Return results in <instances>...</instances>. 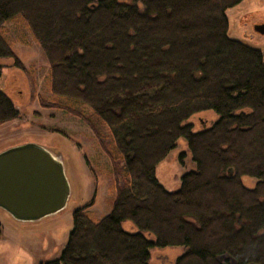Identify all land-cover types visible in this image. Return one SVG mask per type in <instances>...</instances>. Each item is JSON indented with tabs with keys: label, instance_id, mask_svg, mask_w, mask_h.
<instances>
[{
	"label": "trees",
	"instance_id": "trees-1",
	"mask_svg": "<svg viewBox=\"0 0 264 264\" xmlns=\"http://www.w3.org/2000/svg\"><path fill=\"white\" fill-rule=\"evenodd\" d=\"M242 1L0 0V59L18 65L4 24L21 16L49 64L50 106L83 119L112 166L109 213L73 210L44 264H148L152 247L185 248L174 264H264V63L228 38L225 15ZM204 111L217 120L192 132ZM18 117L0 91V125ZM179 139L194 170L169 192L155 170Z\"/></svg>",
	"mask_w": 264,
	"mask_h": 264
},
{
	"label": "rangeland",
	"instance_id": "rangeland-1",
	"mask_svg": "<svg viewBox=\"0 0 264 264\" xmlns=\"http://www.w3.org/2000/svg\"><path fill=\"white\" fill-rule=\"evenodd\" d=\"M228 21L227 36L240 41L262 54L264 63V36L253 27L264 23V0H244L225 12ZM18 19L23 21L21 16ZM15 20L4 24V31L12 44L13 59H0V91L4 92L19 111L16 120L0 125V152L21 144L39 145L60 157L70 185L66 207L55 215L37 222H18L0 209V264H44L57 259L72 226L73 210L92 201L86 212L97 221L106 216L114 198V180L111 163L102 152L92 130L83 119L64 109L50 106L54 97L49 91V64L38 43L24 22ZM87 115V108H80ZM217 120L212 111L195 114L185 121L196 133L211 127ZM102 132L104 129L98 125ZM194 170L185 140L156 167L155 177L169 192L179 187L182 174ZM246 188H253L255 180L242 178ZM125 232L136 233L129 222L121 224ZM149 242L153 236L143 233ZM185 252L183 247L149 249L148 264H174ZM223 261L224 257L221 258ZM230 264H236L229 260Z\"/></svg>",
	"mask_w": 264,
	"mask_h": 264
},
{
	"label": "water",
	"instance_id": "water-1",
	"mask_svg": "<svg viewBox=\"0 0 264 264\" xmlns=\"http://www.w3.org/2000/svg\"><path fill=\"white\" fill-rule=\"evenodd\" d=\"M253 30L264 36V23ZM69 198L70 185L60 157L31 143L0 152V209L11 218L37 222L63 210Z\"/></svg>",
	"mask_w": 264,
	"mask_h": 264
}]
</instances>
